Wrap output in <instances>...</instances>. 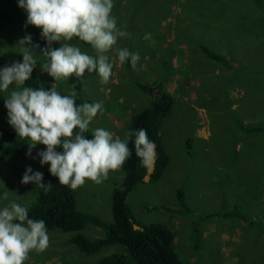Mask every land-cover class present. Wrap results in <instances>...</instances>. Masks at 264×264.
<instances>
[{"label": "rangeland", "instance_id": "1", "mask_svg": "<svg viewBox=\"0 0 264 264\" xmlns=\"http://www.w3.org/2000/svg\"><path fill=\"white\" fill-rule=\"evenodd\" d=\"M113 3L117 26L139 41L133 47L131 36L122 38L105 53L112 64L107 82L95 73L82 79L80 98L102 104L89 131L103 128L123 139L131 116L149 101L137 84L160 82L174 100L160 132L168 160L162 176L149 182L153 165L147 167L142 183L125 196L133 227L166 225L183 264H264V132L244 133L237 127H258L264 122V112L255 107L258 88L253 86L257 78H264V0ZM0 15V62L13 61L22 51L17 42L31 33L27 13L18 7V0H0ZM62 43L97 55L91 45L76 40L54 41L52 46L59 48ZM125 47L140 56L135 68L118 60L116 48ZM201 47L219 60L206 57ZM35 51L34 70L41 74L46 61L39 48ZM52 80L56 89L71 92L65 83ZM8 95L0 92V130L12 131L4 106ZM6 145L8 140L0 135V149ZM18 147L24 160L12 153L0 161V209L12 200L28 206L34 184L21 183L25 170L30 167L33 173H41L50 168L40 163L38 153L45 150L44 145L30 149L29 141L20 138ZM121 179L119 169L110 171L100 184L86 180L73 190L76 210L109 224L111 192ZM7 190L13 192L5 200ZM177 190L183 193L185 208L176 201ZM233 212H240L246 221ZM47 233V249L31 251L25 264H94L118 251L106 247L86 256L71 244L61 245L71 234ZM81 234L97 239L104 230L86 224Z\"/></svg>", "mask_w": 264, "mask_h": 264}, {"label": "clouds", "instance_id": "2", "mask_svg": "<svg viewBox=\"0 0 264 264\" xmlns=\"http://www.w3.org/2000/svg\"><path fill=\"white\" fill-rule=\"evenodd\" d=\"M18 7L27 13L26 24L42 29L46 46L39 54L47 60L43 71L54 81L66 80L73 74L79 78L87 70L97 72L102 81L107 82L112 64L105 53L113 49L118 40L131 36L117 26L112 15L113 0H18ZM74 37L91 45L97 55L91 56L69 43L55 49L51 46L54 41H71ZM17 44L22 50V62L15 61L0 69V92H9L4 99L8 122L21 139L29 141L30 149L37 144L45 146V150L38 153L40 163L50 165L49 172L61 185L75 190L86 180L102 183L110 171L121 169L131 155L128 141L132 136H135V154L142 164L147 167L154 164L155 144L148 139L145 129L128 130L120 139L114 138L110 131L97 128L88 139L85 133L102 110L100 102L77 106L76 91L61 95L55 84L49 90L24 86L37 64L33 52L40 46L32 42L30 34ZM116 52L121 65L130 60L135 68L140 60L138 53L126 47L116 48ZM57 148L63 151L58 152ZM42 180L43 174L33 173L29 167L21 183L51 190L52 185ZM10 192L13 191H5L3 199L7 200ZM48 246L45 222L30 219L25 204L12 200L0 209V264H25L31 251L43 252Z\"/></svg>", "mask_w": 264, "mask_h": 264}, {"label": "trees", "instance_id": "3", "mask_svg": "<svg viewBox=\"0 0 264 264\" xmlns=\"http://www.w3.org/2000/svg\"><path fill=\"white\" fill-rule=\"evenodd\" d=\"M0 18H2L1 15ZM30 28L32 42L39 44V49L44 48L46 41L41 36L39 28L32 25H30ZM72 40L86 44L76 37ZM202 51L209 58L219 60L216 55L206 49H202ZM20 59H23L22 54L19 55ZM44 59L46 60V58ZM10 64L0 62V69ZM94 73L96 74L97 72L89 73L86 70L82 77L78 78L73 74L66 80H59L69 86L71 91H76L77 98L75 103L77 106L85 102L89 103L87 100L85 101L80 98V85L82 79ZM44 74L46 76L40 75L33 70L30 79L25 82L24 86L32 87L33 89L43 87L45 90H49L54 84L52 83L53 78L48 76L46 72ZM253 86L258 88L255 107L258 111L264 112V78H257ZM137 87L148 95L149 101L146 107L131 116L126 131L132 130L135 132L139 129H145L148 139L154 142L155 160L152 172L148 177L149 182L152 183L160 179L167 166V155L159 132L162 123L171 113L174 100L163 90L160 82H152L149 85H137ZM56 90L61 95L69 94L58 89ZM237 127L239 131L244 133L264 132V122L258 127L241 124H237ZM75 131H78V129ZM0 135L8 140V145L0 149V161L12 153L21 160H24V155L18 147L20 137L17 135L16 130H0ZM91 135L89 131L85 133L88 139L92 138ZM134 141L135 136H132L128 141L131 155L121 168V182L113 187L111 192L109 202L111 222L109 224L102 223L95 216L77 211L73 189L70 186L61 185L58 179L51 175L49 168H46L41 173L43 174L42 183L51 184V190L45 191L44 188L35 184L33 185V199L27 206L28 217L34 220H43L46 224L47 232L71 234L61 245L71 244L86 256L94 255L106 247L118 248L116 253L105 255L94 264H183L174 250L173 233L166 225L162 223H150L141 226L139 229L133 227L130 211L125 204V196L142 183L147 169L142 164L141 159L135 154ZM175 198L178 205L181 208H185L181 190L176 191ZM232 214L243 222L246 221L245 216L240 214V212H233ZM246 223L252 225L251 222ZM86 224L101 227L104 230L103 237L97 239L85 238L81 234V230Z\"/></svg>", "mask_w": 264, "mask_h": 264}, {"label": "crops", "instance_id": "4", "mask_svg": "<svg viewBox=\"0 0 264 264\" xmlns=\"http://www.w3.org/2000/svg\"><path fill=\"white\" fill-rule=\"evenodd\" d=\"M149 1H150V0H149ZM149 1H148V0H140L141 3H148ZM141 10H142V9H141ZM29 27H30V25H29ZM30 29H31V28H30ZM39 32H40V30H39ZM40 33H41V32H40ZM29 34H30V33H29ZM131 37H132V38H131L129 41H130V44L133 45V47H134V46L138 43V41H139V40H138V36H134V35H132ZM80 43H81V42H80ZM81 44H83V43H81ZM83 45L86 46V45H88V44H83ZM52 47H53V46H52ZM53 48H54V47H53ZM202 49H206L207 51H209L207 48H205V47H201V52H202V53H203ZM209 52H210V51H209ZM210 53H211V52H210ZM20 54H22V51L19 52V54L15 57V59H14L13 61H10V60H9V61H6L5 63H11V64H12L13 62H15V60H17V59L19 60V55H20ZM203 54H204V53H203ZM212 54H213V53H212ZM110 55H111V54H110ZM204 55H205V54H204ZM205 56L208 57L207 55H205ZM44 61H46V60L44 59ZM145 61H146V59H145ZM127 62L129 63L130 60L127 61ZM11 64H10V65H11ZM10 65H8V66H10ZM42 74L45 75L44 73H41L40 75H42ZM96 74H97V73H96ZM137 85H139V84H137ZM144 93H145V92H144ZM85 101H86V100H85ZM145 106H146V105H145ZM145 106H144V107H145ZM144 107H143V108H144ZM143 108H142V109H143ZM140 110H141V109H140ZM140 110H139V111H140ZM137 112H138V111H137ZM137 112H136V113H137ZM133 115H134V114H133ZM169 115H170V114H169ZM169 115H168V117H169ZM168 117H167V118H168ZM167 118H166V119H167ZM166 119L164 120V122L162 123V125L166 122ZM162 125H161V127H162ZM161 127H160V132H161ZM89 132H90V131H89ZM160 132H159V135H160ZM90 133H91V132H90ZM160 138H161V140H162V142H163V139H162L161 136H160ZM163 146H164V143H163ZM146 167H147V166H146ZM149 168H151V167H149ZM146 173H147V169H146ZM143 179H144V178H143Z\"/></svg>", "mask_w": 264, "mask_h": 264}]
</instances>
